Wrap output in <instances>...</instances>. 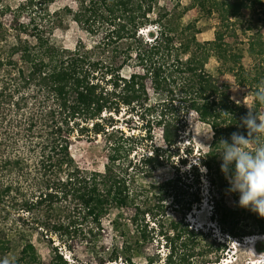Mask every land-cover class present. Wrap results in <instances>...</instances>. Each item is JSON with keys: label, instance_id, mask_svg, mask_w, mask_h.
<instances>
[{"label": "trees", "instance_id": "1", "mask_svg": "<svg viewBox=\"0 0 264 264\" xmlns=\"http://www.w3.org/2000/svg\"><path fill=\"white\" fill-rule=\"evenodd\" d=\"M63 1L68 0H0V15L11 14L14 21L13 28L0 22V261L24 236L21 227L10 223L14 212L45 210L54 217L63 206L77 209L79 192L89 190L103 202V214L118 212L110 223L117 229L122 230L129 210L140 212L144 222L152 215L158 223L157 237L166 239L170 248L165 264H213L195 258L208 253V246L227 245L212 234L190 230L183 219L171 220L166 228L159 218L165 206L141 198L144 193L135 184L177 155L187 112L202 104L211 115V146L198 149V161L190 170L200 176L204 167L220 194L228 193L239 201L221 172L218 143L233 132L247 135L240 125L249 109L261 118L264 103L256 94L264 88V16L258 17L257 12L263 9L264 13V0H196L201 16L218 17L213 41L180 31L175 18L160 8L168 1L179 7L182 0H69L57 6ZM247 17H251L249 38L238 44L234 26ZM67 22L76 23L88 36H107L115 56H98L87 45L67 46L56 32L58 23ZM144 29H148V40L140 34ZM246 57L254 61L242 80L252 103L249 109L241 101L221 96L213 76L201 83V73L211 58L232 66ZM125 109L152 115L161 144L139 154L154 137L151 131L128 135L117 128L114 116ZM90 131L104 136L106 142L105 171L96 175L83 171L72 153L76 134ZM118 181L125 187L117 186ZM151 184L160 195L173 194L181 202L177 180ZM198 201L191 200L179 211L184 216ZM258 216L240 206L232 213L219 202L214 205L213 219L233 238L264 236V223ZM73 223H61L57 230L73 240L81 236L92 264L115 262L122 256L133 261L132 249L124 252L119 245L107 259L99 256L97 246L106 221L87 234L73 228ZM249 223L253 229L242 230ZM149 227V223L138 227L142 246L154 241L155 227ZM255 247L264 254V240H258ZM58 260V264H68L62 256ZM220 262L221 257L215 261Z\"/></svg>", "mask_w": 264, "mask_h": 264}, {"label": "rangeland", "instance_id": "2", "mask_svg": "<svg viewBox=\"0 0 264 264\" xmlns=\"http://www.w3.org/2000/svg\"><path fill=\"white\" fill-rule=\"evenodd\" d=\"M68 3H70L69 0L63 1L57 6H63ZM180 4L181 6L174 7V4L168 1L162 3L160 8H163L164 13H168L170 17L175 18L173 22L179 24L180 31L184 29L186 32L191 33V36H196L202 41H213L219 25L217 15L201 16L198 12L196 0H182ZM257 15L258 17L264 16L263 9L258 10ZM250 19L251 17H247L245 20L237 22L234 26L239 38L238 44L248 41V20ZM0 22H4L8 28H13L14 26L11 14L0 15ZM67 23H58V28L56 29V32L61 35L63 42L67 46L87 45L89 48L94 47L98 56H115L116 50L109 44L110 42L108 41L110 40L107 36H88L76 23ZM63 29L65 32H62ZM148 29L140 32L142 37L147 40ZM228 41L233 42L234 40L228 39ZM243 48H247V44H244ZM187 57L189 56L187 55L186 59ZM253 63L252 58L246 57L230 66L219 62L215 58H211L201 73V83L204 84L208 78L213 76L221 96L236 102L241 101L247 108H250L251 99L247 96V86L242 83V80ZM261 111V118H264V106ZM186 116L188 121L182 133V140L179 143L177 155L172 157L169 160V164L165 167L149 173L147 178L140 177L137 180L136 187L144 193L141 198H151L153 203L151 205L158 202L165 206V210L159 218L164 219L166 228L169 227L171 220L179 221L183 219L185 223L189 224L190 230H200L205 234H212L213 239H216L217 242L223 243V241H227L226 248H218L217 244L212 248L206 247L205 251L208 253L204 254V256L197 254L196 262L210 261L216 264L217 258L221 257L219 264H229L230 261V264H259L261 254L256 250L255 244L258 240H264V236L249 235L233 238L231 235L224 233L216 220L213 219L212 209L217 202L224 209L233 213L238 208L239 201L228 193L221 192L220 194V190L216 185L212 184L211 177L207 175V170L204 167L200 169V176L190 170L191 165L198 161L200 155L198 149L211 146V115L204 105L198 104L189 113L187 112ZM114 119L115 126L128 135L145 134V132L151 131L154 137L153 140L146 141L145 149L138 150L139 154L144 153V150L149 152L153 146L161 144V133L158 132L154 117L148 112L136 113L125 109L118 116L115 115ZM149 122L151 123L149 124ZM72 153L83 171L92 175L105 171L107 151L104 136H96L91 131L84 135L76 134L72 144ZM184 161H186V164H184ZM169 178L178 181L180 203L176 202L173 194L163 196L151 188V183ZM116 185L125 187V184L119 181L116 182ZM236 196L239 198L238 193ZM79 198L80 206L77 209L73 210V208L63 206L62 209H58L59 211L54 214V217H49L45 210L36 211L34 214L14 212V216L10 218V223L21 227L24 236L20 240L18 239L20 235L17 236L18 240L14 244L12 251L4 261H0V264H58V256H62L68 264H92L86 254L87 249L82 242L81 236L73 240L71 237L62 235L61 231L57 230L61 223L68 225L73 220L74 226L72 227L77 228L82 234H87L91 230H98L100 221L101 223L102 220L106 221L105 226H103L105 230H103L102 234L104 240L102 239L97 246L100 257L107 259L112 249L118 245L124 252L132 249L135 254L132 262L122 256L117 261L108 262L107 264H165L170 254V248L166 244V239L160 236L157 237L158 223L152 219V215H147L144 222L140 212L129 210L125 212L122 220V230H120L110 224L118 213L116 210L103 214L106 210L103 202L99 201L89 190H81ZM196 198L199 201L193 204L192 210L183 216L184 211L181 213L179 210L187 207L188 203H191L190 201ZM258 219L260 223H264V218L258 216ZM212 222L217 226L218 234H214L211 230ZM142 223L144 225L149 223V229L155 227L156 230L155 233L151 234L154 241L149 242L147 246L139 244L142 238L138 227ZM251 225L249 223L243 226L242 230H252L253 228H250ZM249 237L251 238L244 240V238ZM252 237H257L255 239L258 240L252 243ZM202 244L205 245V243Z\"/></svg>", "mask_w": 264, "mask_h": 264}, {"label": "clouds", "instance_id": "3", "mask_svg": "<svg viewBox=\"0 0 264 264\" xmlns=\"http://www.w3.org/2000/svg\"><path fill=\"white\" fill-rule=\"evenodd\" d=\"M256 99L264 103V88L256 94ZM240 126L246 128L247 135L233 132L230 138H221L218 143L221 172L228 180L229 191L239 194V206L264 218V118L249 109ZM210 227L218 234L213 222ZM255 238L252 237V243L258 240ZM259 264H264V254L260 255Z\"/></svg>", "mask_w": 264, "mask_h": 264}, {"label": "bare ground", "instance_id": "4", "mask_svg": "<svg viewBox=\"0 0 264 264\" xmlns=\"http://www.w3.org/2000/svg\"><path fill=\"white\" fill-rule=\"evenodd\" d=\"M231 263V261L229 262V264Z\"/></svg>", "mask_w": 264, "mask_h": 264}, {"label": "built area", "instance_id": "5", "mask_svg": "<svg viewBox=\"0 0 264 264\" xmlns=\"http://www.w3.org/2000/svg\"><path fill=\"white\" fill-rule=\"evenodd\" d=\"M246 240H248V239H246Z\"/></svg>", "mask_w": 264, "mask_h": 264}]
</instances>
